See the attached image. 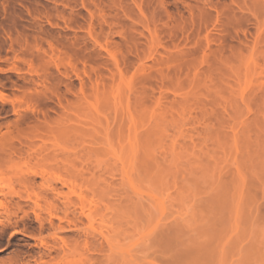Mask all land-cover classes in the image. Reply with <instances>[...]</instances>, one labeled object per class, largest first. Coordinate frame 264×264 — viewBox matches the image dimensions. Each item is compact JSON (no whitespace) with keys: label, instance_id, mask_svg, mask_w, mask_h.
I'll return each instance as SVG.
<instances>
[{"label":"rangeland","instance_id":"1","mask_svg":"<svg viewBox=\"0 0 264 264\" xmlns=\"http://www.w3.org/2000/svg\"><path fill=\"white\" fill-rule=\"evenodd\" d=\"M211 223L264 264V0H0V264H180Z\"/></svg>","mask_w":264,"mask_h":264},{"label":"bare ground","instance_id":"2","mask_svg":"<svg viewBox=\"0 0 264 264\" xmlns=\"http://www.w3.org/2000/svg\"><path fill=\"white\" fill-rule=\"evenodd\" d=\"M25 181L26 180H24L23 182L25 183ZM214 198V197H213ZM219 198V197H218ZM212 199V198H211ZM217 200H219V199H217ZM212 202V201H211ZM214 203H216V201L214 202ZM211 205H212V207H213V203H211ZM214 207H216V205L214 206ZM203 218H206V217H203ZM211 221V220H210ZM213 223V222H212ZM211 223V225H213L214 227H216L217 228V230H218V232L220 233V235H219V233L217 232V230L215 229V228H212V229H210L209 227L210 226H208L207 228H205V229H208V230H206V231H201V233H203L204 232V234L202 235L201 233H200V238H202L201 240L199 239V238H196V237H198V236H196L195 238H192V242L194 241V243L195 244H193V243H191L190 241H191V239H188V242H190V243H188V244H190V247L187 245V243L185 244V241H182V242H184V244L183 243H181V245L183 244V245H186V246H184L185 248H179V251H176V252H174L175 250L173 249V252H174V254H175V257H174V255H173V257H172V255H171V253L173 254V252H170V257H172V258H176V260H179L178 262L180 263V264H222V260H221V256H224L222 259L224 260L225 259V257H226V254L228 253L226 250V246H227V248H228V245H225V243L224 242H226L225 240H227V239H225V238H228L227 237V235L228 234H230V229L228 230V228H227V231H226V229L225 228H222L221 229V227H219L218 228V226L214 223V224H212ZM170 227L171 226H169V229H170ZM172 229V228H171ZM221 230V231H220ZM233 230H234V228H233ZM225 231V232H224ZM168 232V231H167ZM173 232V230L171 231V232H169V233H172ZM175 232V231H174ZM173 232V233H174ZM168 233V234H169ZM176 233V232H175ZM227 235H226V234ZM239 233V232H238ZM223 234H225V235H223ZM232 234V233H231ZM163 235H165V233H163ZM171 235V234H170ZM169 235V238L171 237ZM238 236H239V234H237ZM159 236V235H158ZM167 236V235H166ZM202 236V237H201ZM204 236V237H203ZM236 238L238 237V236H236V235H234ZM206 237V238H205ZM229 237H230V235H229ZM234 237V238H235ZM157 238V237H156ZM159 238H160V236H159ZM205 238V239H204ZM223 238V239H222ZM233 238V237H232ZM161 239V241H162V237L160 238ZM194 239V240H193ZM198 239V240H197ZM156 240V239H155ZM154 240V241H155ZM158 241H159V239H157ZM157 240H156V242H157ZM173 240V239H172ZM190 240V241H189ZM196 240V241H195ZM201 242H200V241ZM164 241H165V239H164ZM169 241V240H168ZM163 242V241H162ZM161 242V243H162ZM166 242V241H165ZM171 242V241H170ZM173 242V241H172ZM187 242V241H186ZM196 242H198V243H196ZM230 242H233V239L232 240H230ZM239 242V241H238ZM238 242H237V244H238ZM160 243V244H161ZM240 243V242H239ZM171 244V243H170ZM173 245H174V242L172 243ZM235 244V243H234ZM159 245V244H158ZM161 245H163V244H161ZM161 245H160V247H161ZM168 245V244H167ZM180 245V246H181ZM182 245V246H183ZM170 246V245H169ZM176 246V245H175ZM174 246V247H175ZM238 246H240V244H238ZM163 248H164V246H163ZM177 248V250H178V247H176ZM232 247H229V253H231L232 254V252H233V254H234V252H235V256H237V254H239V250L238 251H233V250H231L232 252H230V249H231ZM239 248H241V247H239ZM162 249V248H161ZM172 248H165V250H167V251H169V250H171ZM181 249V250H180ZM233 249V248H232ZM164 251V250H163ZM162 251V252H163ZM165 252V253H167L166 255H168V252ZM163 252V254H165ZM227 252V253H226ZM229 253H228V255H229ZM237 253V254H236ZM232 254V255H233ZM176 255H178V256H176ZM240 255V254H239ZM215 256L217 257V258H219V256H220V259L218 260L217 258H215ZM232 257V256H231ZM230 257V259H229V257H226V258H228L230 261H231V259L233 260V257H234V255H233V257L231 258ZM238 257V256H237ZM169 258V257H168ZM215 259V261L213 262V260ZM228 259H226L225 260V262H223V264L224 263H226V261L228 260ZM126 260L127 261H129L127 258H126ZM233 261H237V260H233ZM168 262H170V261H168ZM173 262L174 261H171V264H173ZM230 262H228V264H229ZM234 263H236V262H234ZM227 264V263H226Z\"/></svg>","mask_w":264,"mask_h":264}]
</instances>
